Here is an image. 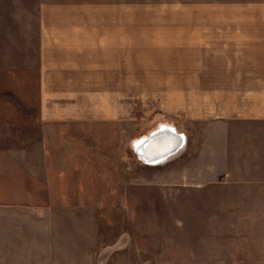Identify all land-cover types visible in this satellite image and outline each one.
I'll return each mask as SVG.
<instances>
[{"label": "crops", "instance_id": "crops-1", "mask_svg": "<svg viewBox=\"0 0 264 264\" xmlns=\"http://www.w3.org/2000/svg\"><path fill=\"white\" fill-rule=\"evenodd\" d=\"M39 14V120L182 135L164 164L201 163L181 177L197 237L172 261L264 264V0H39Z\"/></svg>", "mask_w": 264, "mask_h": 264}, {"label": "rangeland", "instance_id": "rangeland-1", "mask_svg": "<svg viewBox=\"0 0 264 264\" xmlns=\"http://www.w3.org/2000/svg\"><path fill=\"white\" fill-rule=\"evenodd\" d=\"M39 31V0H0V264H190L201 163H142L137 124L42 123Z\"/></svg>", "mask_w": 264, "mask_h": 264}, {"label": "water", "instance_id": "water-1", "mask_svg": "<svg viewBox=\"0 0 264 264\" xmlns=\"http://www.w3.org/2000/svg\"><path fill=\"white\" fill-rule=\"evenodd\" d=\"M167 136L171 138L168 144L163 145V138ZM185 145L186 139L182 135L170 129L162 128L150 137L140 141L135 148V153L138 160L151 165L176 157L185 148ZM141 149H147V153L140 152Z\"/></svg>", "mask_w": 264, "mask_h": 264}, {"label": "bare ground", "instance_id": "bare-ground-1", "mask_svg": "<svg viewBox=\"0 0 264 264\" xmlns=\"http://www.w3.org/2000/svg\"><path fill=\"white\" fill-rule=\"evenodd\" d=\"M170 136H168V137H164L163 138V142H162V144L163 145H166V144H168V141L170 140ZM146 148V147H145ZM147 149H141L140 150V152H143V153H147V151H146ZM142 157V156H141ZM164 163H166L165 161H163V162H161V163H155V164H151V166H157V165H162V164H164Z\"/></svg>", "mask_w": 264, "mask_h": 264}]
</instances>
